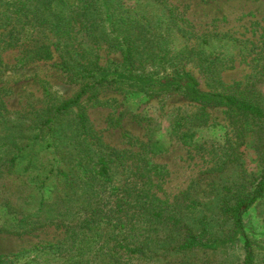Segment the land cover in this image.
Returning a JSON list of instances; mask_svg holds the SVG:
<instances>
[{
	"label": "rangeland",
	"instance_id": "obj_1",
	"mask_svg": "<svg viewBox=\"0 0 264 264\" xmlns=\"http://www.w3.org/2000/svg\"><path fill=\"white\" fill-rule=\"evenodd\" d=\"M119 1H109L116 13L103 27L82 17L73 26L79 50L93 49L99 64L114 67L123 62L120 45L131 44L139 53L137 64L144 65L138 74L184 70L198 79L202 91L233 94L264 109V0ZM89 14L96 15L95 10ZM12 21L0 4V40L7 41ZM36 35L47 46L38 53L0 41L5 47L0 151L8 143L36 145L14 172L0 173V193L8 197H0V255L19 253L13 264H56V251L71 230L79 232L76 245L88 241L87 253L100 247V241L80 233L85 226L79 214L63 222L45 220L34 210L41 196L58 188V171L51 166L59 165L78 173L80 184L93 181L86 188L104 191L98 212L102 225L112 220L120 225L117 230L124 226L142 246L129 264H243L246 250L233 209L251 198L264 178V118L193 102L180 91L153 94L119 83L97 94L88 89L77 106L46 123L87 79L68 81L53 46L56 37L48 28ZM102 155L111 160L116 192L92 177ZM31 159L42 167L46 183L23 174ZM79 160L87 180L78 177ZM243 221L255 264H264V193L243 213ZM18 222H32L34 228L20 230ZM190 235L199 244L180 249ZM49 244L54 250L42 247Z\"/></svg>",
	"mask_w": 264,
	"mask_h": 264
},
{
	"label": "trees",
	"instance_id": "obj_2",
	"mask_svg": "<svg viewBox=\"0 0 264 264\" xmlns=\"http://www.w3.org/2000/svg\"><path fill=\"white\" fill-rule=\"evenodd\" d=\"M109 1L112 0H0V4L4 5V14L7 15V18L13 20V29L9 34L4 35L7 41L0 40L6 43V47L27 45L31 49L33 48L35 53H38L45 45L38 41L36 33L41 28H48L56 37L53 46L60 54L61 62L59 66L67 73L68 81L75 82L78 78L87 79V83L81 91L75 97L63 101L46 123L52 122L57 116L66 114L70 108L77 106L88 89H95V94H97L100 91L115 89L117 86H114V88H111V86L119 83L136 86L147 93L153 94L180 91L193 102L203 105L225 106L264 118V109L258 104L233 94L202 91L199 87L198 79L184 70H174L162 74H156L155 72H149L148 74L136 73V69L144 65L137 64L139 61L137 55L139 53L136 55V48L131 44L127 46L120 45L123 52V62L116 64L114 67L99 64L98 55L93 49L87 51L80 48L79 50V47L75 46L72 34L73 26L82 17L83 19L89 18L93 21V24L97 23L103 27L105 22L112 19V15L116 13L114 12L116 5L112 6ZM115 1H117L115 3L121 4L119 0ZM92 10H95L96 15L89 14ZM96 10H98L99 14ZM36 46L40 48L36 49ZM1 48L5 49L4 46H0ZM2 49L0 51V63H2ZM87 55L88 58L86 60H78ZM139 58L141 59L140 56ZM86 121V115L83 112L79 113V123L83 128L86 127ZM35 146L34 144L18 146L14 143H8V147L3 150L7 151V153L0 151V153H4L0 155V173L3 174L5 170L8 173L14 172L19 161L23 159V155L35 149ZM77 164V171L81 173L78 176L80 180L89 179L90 177L87 175V169L83 161L79 160ZM46 165H43V167H46ZM41 169L42 167L31 159L25 165L23 174L28 176L33 174V179H38L37 184H44L47 181V176H43ZM54 170L58 171L56 172L57 182L55 184V187L57 185L58 188L52 190L54 195L52 193L48 197L41 196L39 203L34 205V210L39 211V215H43L45 220L58 219L63 222L70 215L79 214L78 218L81 219V224L85 226V231L80 233L100 241V247L97 246L92 254L91 252L87 253L86 243L88 241L82 239L79 245H76L75 240L78 239L76 235L79 232L75 230L69 231L64 239L65 244L56 251L59 259L56 264H129L131 255L141 253L142 246L130 239L128 232L124 230V226L117 230L120 225H115L112 220L102 225L98 212L99 205L102 204V200L105 197L104 191L100 192L96 188H86V186H92L93 181L88 182L86 185L80 184L76 175L78 173H74L73 170H62L59 165L51 166V171ZM92 171V177L106 185L105 190L109 186L112 187L109 188L112 192L119 190L113 182L110 158L105 155L100 156L95 162ZM263 193L264 178L258 182L253 196L249 199H241L233 209L236 230L242 237L246 250L243 264H255L256 259L253 243L245 230L243 213ZM0 197L8 199L1 193ZM52 199L53 202L49 201ZM16 225L20 230L34 228L32 222H18ZM115 231L118 232L115 233ZM197 244H199L197 237L190 235L179 245V248L189 249ZM42 247L54 250L53 244ZM102 249H105V252H102ZM75 251H78V253H75ZM18 254L0 255V264H13Z\"/></svg>",
	"mask_w": 264,
	"mask_h": 264
}]
</instances>
